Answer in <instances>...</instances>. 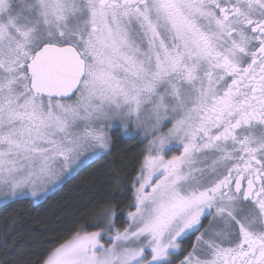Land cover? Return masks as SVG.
Segmentation results:
<instances>
[{
  "label": "snow or ice",
  "instance_id": "6c2138e0",
  "mask_svg": "<svg viewBox=\"0 0 264 264\" xmlns=\"http://www.w3.org/2000/svg\"><path fill=\"white\" fill-rule=\"evenodd\" d=\"M113 122L147 140L135 210L42 264H177L193 236L179 264H264V0H0V196L74 178Z\"/></svg>",
  "mask_w": 264,
  "mask_h": 264
},
{
  "label": "trees",
  "instance_id": "16d2710c",
  "mask_svg": "<svg viewBox=\"0 0 264 264\" xmlns=\"http://www.w3.org/2000/svg\"><path fill=\"white\" fill-rule=\"evenodd\" d=\"M146 142L111 134L110 153L84 166L46 200L20 199L0 207V264H42L81 225L88 231L101 207L115 205L116 227L127 226L134 210L132 181L145 155Z\"/></svg>",
  "mask_w": 264,
  "mask_h": 264
},
{
  "label": "rangeland",
  "instance_id": "374dc122",
  "mask_svg": "<svg viewBox=\"0 0 264 264\" xmlns=\"http://www.w3.org/2000/svg\"><path fill=\"white\" fill-rule=\"evenodd\" d=\"M169 127H170V125H169ZM116 129H119L120 132L122 133V135L125 136V137L131 138V136L134 135V133H132L131 128L129 129V134H124V133H123V128H122V126H120V125L118 124V122H113V127L110 128V129H108V133H109L110 138H111V134H112V132H113L114 130H116ZM164 130L166 131V129H164ZM135 137L141 139L142 141L146 142V144H147V140H146V139H143V132H142V131H141V134H140V135L135 136ZM109 153H110V149H109V151H108L107 153H104V152H97L95 156H93V157L90 158V160H86V161H85V164L87 165V164L91 163V161H94V160H96V159H98V158H100V157H103V156H105V155H107V154H109ZM172 154H177V155H178L179 153H178V152H176V153L169 152V153H168L169 156H171ZM83 167H84V166H81V169H82ZM81 169H78L77 171L79 172ZM75 175H76V174L74 173L73 176H75ZM71 178H73V177L70 176V177H69L64 183L57 185L55 189L51 190L46 196H42V197H40L39 199L33 198V197H31L30 195L25 194V195L21 196L20 198H18V199H16V200H20V199H30V200L33 201V203L38 204V203H40V202L46 200V199H47L51 194H53L55 191L61 189V187H63L64 184H65L67 181H69ZM16 200L5 199V198H3L2 196H0V207L3 206V205H5V204H8V203H10V202L16 201ZM134 210H135V209H134ZM134 210H133V211H134ZM104 239L107 240V237H105ZM179 258H180V256H179ZM177 264H179V259H177Z\"/></svg>",
  "mask_w": 264,
  "mask_h": 264
},
{
  "label": "flooded vegetation",
  "instance_id": "af4514ba",
  "mask_svg": "<svg viewBox=\"0 0 264 264\" xmlns=\"http://www.w3.org/2000/svg\"><path fill=\"white\" fill-rule=\"evenodd\" d=\"M195 242V237H191L190 239H187V240H184L182 242V249L184 250L183 251V254L180 255V258L179 259H183V255H186L188 251H191V246L192 244Z\"/></svg>",
  "mask_w": 264,
  "mask_h": 264
}]
</instances>
